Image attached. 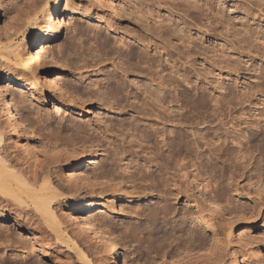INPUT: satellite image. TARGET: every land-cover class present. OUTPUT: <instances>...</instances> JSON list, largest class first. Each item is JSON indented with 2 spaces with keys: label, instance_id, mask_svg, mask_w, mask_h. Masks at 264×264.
<instances>
[{
  "label": "rangeland",
  "instance_id": "obj_1",
  "mask_svg": "<svg viewBox=\"0 0 264 264\" xmlns=\"http://www.w3.org/2000/svg\"><path fill=\"white\" fill-rule=\"evenodd\" d=\"M1 1L0 32L4 34L26 4L11 0L17 6L12 13L5 14L9 2ZM55 2L48 0L45 9ZM139 12L144 20L136 15ZM150 15L161 18V25L165 26L153 30ZM60 16L62 37L47 45L55 70L49 76L41 74L38 85L35 80L40 73L34 71L33 77L19 44L30 39L26 47L35 59L37 50L31 49L41 30L34 32L31 25L17 39H0V74L6 76L0 79V122L10 132L15 122L3 108L2 94L12 108L25 111L28 119L24 124L25 136L21 137L19 130L11 132L15 151L33 157L31 153L41 151V142L48 139H56L69 152L74 143L77 153L86 151L85 165L76 170L80 164L74 160L72 173L78 177L75 180L83 186L98 184L97 191L108 190L101 196L82 195L85 198L73 217L81 220L93 210L92 224L116 244L122 264H264V0H63ZM42 18L39 15L37 21L44 28ZM143 38L158 46L166 43V53L160 48L162 65L168 56L170 60L162 75L172 71L173 85L156 90L144 74L129 72L122 77L120 72L126 67L128 70V63L126 48L119 41L127 46L129 42L136 53L146 51L137 43ZM187 53L194 54L190 62L185 58ZM45 68L49 65L44 64ZM9 75L16 78L15 82L28 80L35 88L42 89L39 86L50 81L64 90L52 85L44 87L46 102H31L7 78ZM144 85L159 92L166 115L168 108L176 105V133L186 136L185 141L198 142L193 152L179 154L180 164L186 167L184 171L200 175L203 184L209 185L206 202L200 183L189 198L183 196L172 202L176 210L158 222L141 218L159 200L157 193L149 198L144 196V187L156 171L157 162L148 161L147 149L137 156H128L125 148L131 139L127 134L129 128L138 126L147 132L162 126L155 117L137 118L136 109L126 104L136 103L134 91L137 89L138 93ZM108 86L115 89L117 98L100 92ZM122 106L127 108L118 113ZM165 125L168 135L173 125ZM225 134L229 142L220 146ZM79 141L84 144H78ZM142 145L146 142L142 141ZM133 149L138 150L137 146ZM128 162L136 169L130 170L133 177H137V171L149 175L144 182H128L125 178L122 187L115 188L97 181V173L103 167L128 177L123 171ZM68 176L67 170L64 178ZM63 205L66 211L67 206ZM73 205L77 204H70ZM195 207L204 209L205 224L195 223ZM183 209L188 216L183 215ZM60 220L61 231L57 235L40 225L49 236L52 255L48 257L36 251L31 236L32 231L40 236L39 221L26 232L0 233V264H115L104 242L85 237L79 227L80 235L73 236L69 224L62 217ZM11 224L12 221L8 225ZM219 254L223 255L220 263Z\"/></svg>",
  "mask_w": 264,
  "mask_h": 264
},
{
  "label": "bare ground",
  "instance_id": "obj_2",
  "mask_svg": "<svg viewBox=\"0 0 264 264\" xmlns=\"http://www.w3.org/2000/svg\"><path fill=\"white\" fill-rule=\"evenodd\" d=\"M20 1L21 0H19V2ZM0 2L2 1L0 0ZM8 2H9L8 12L6 11L5 14L12 13L14 8L17 6L11 0H8ZM22 2L26 4L25 5L26 8L22 10L19 16L17 15L18 17H16L13 20V22L11 23V25L4 34L0 32V39L2 40V38H5L9 40L10 38L12 39L13 37L14 39H17L19 36L24 35L26 28L31 25L34 26L35 29L34 32H36L37 30H41V32L37 34L36 39H34L35 36L31 37L34 39L33 40L34 46L31 50H37L36 51L37 55L35 56V59L32 56L30 57V52L26 47L30 39H26L22 44H19V47H21L22 49L21 53L25 57H27L25 61L29 65L28 68H31V74H33V77L35 74L34 71L40 73L39 75L37 74L38 79L35 80L36 85H38L39 84L38 80L42 78L41 74L44 73L46 76L47 74L49 76L55 70L51 61L52 58L50 56V51H49L50 45L49 46L47 45L55 41H58L62 37V23H61L60 13L63 8V0H56V2L52 5H49L47 9H45V7L48 3V0H22ZM135 14L136 13H134V15ZM39 15H42L43 17L42 19L44 21H41V23H45L46 25V27H44L45 29L42 28L43 26L41 27L40 23H38L37 21L39 19ZM136 15H139L138 17L141 19L145 17L144 15H142V13L140 14V12L137 13ZM151 15L150 17L153 18L152 25L154 24L153 30H161L165 26V25L163 26V23L161 25L162 19L159 16L161 21L158 20V18H156L157 19L156 20L155 17ZM143 20H142V24L144 23ZM147 25L149 24H146V26ZM151 27L152 26H150V30H152ZM147 28H149V26ZM165 28L163 29L164 31ZM19 29L23 31H18ZM167 38H169V36ZM168 40H167V44L169 42ZM137 43L139 46L145 48L146 51L143 52L139 51L133 53L134 49H132L131 44L129 42L127 46L126 42L122 40L119 41V44H121L122 47L126 48L127 54L125 56L126 57L125 62L128 63V70H126L127 69L126 67L124 71L120 72L122 74V77L123 78L126 77L127 73L129 72L132 73L137 72L140 75L144 74L146 77H148L149 81L153 83L152 85L155 86L156 90H158V88L161 89L166 84L168 86L173 85L175 83V80H173L171 76L173 73L172 71L171 73L162 75V72H164L165 70V64L169 63L170 60L169 56L167 59L165 60L163 59L165 63L162 65V56H161L160 48L162 49L163 53L164 51L166 53L165 50L166 43L164 45L158 46L156 42H153L152 40L146 41L145 38L137 40ZM150 51H153L154 54L151 55ZM193 55L194 54L191 55L190 53H187L186 56L184 55L185 58L188 59L187 62H190L191 60L190 57ZM22 61H24V59H22ZM44 64L49 65V68L47 70L46 68L44 70ZM4 77L6 78V76ZM4 77H2V75L0 74V79ZM7 78L11 82L16 83L17 87L22 91V93L24 92L28 95L31 102H37V103L46 102L45 100L46 98L44 97V93H43L44 87L49 88L50 85H52V86H56L60 91L64 90V88L61 87V85H57L56 83L50 81L48 83H43L42 85H40L39 87L42 89H39V88H35L34 85L30 83L28 80H24V81L17 80V82H15L16 78L13 77L12 75H9ZM132 84L137 86L134 83ZM129 87H131V85H129ZM62 88L63 90H61ZM147 88L148 87L145 85L143 88H138L139 91L138 93L135 92L137 91V89H135L134 91L135 94L134 93L131 94H134L133 99L137 100L136 103L135 102L130 103L129 101V103L126 104H128L127 105L128 108L131 107L136 109L137 118L147 119L149 117H155L157 120H159L158 122H162L161 124L162 126L159 129L152 128L147 132L144 129L139 130L138 126L136 128L134 127L129 128L130 132L132 131V133L128 131L127 134L128 137H130L131 139L128 140L127 142L128 145L125 148H128L127 151L128 156L129 155L137 156L139 153H144V149L149 150L148 152H146V154L150 155L148 161L157 162L156 171L154 172V174L150 176L140 171L139 172L137 171L134 172L137 175V177L136 176L133 177L134 176L133 172H131L130 170L131 169L136 170V169L134 168V166H132L131 162H128L125 168H123V171L125 173H128V177H124L123 175H115L114 174L116 173V171H114L115 169L113 170V168L107 169L103 167L97 173V181H101V184L102 183L113 184L114 187L116 188V187H122V184L124 182L123 180L125 178L128 180V182H133V183L139 180V184H140L146 180L147 176H149L150 177L149 184L144 187V190H147V192L144 193V196L149 198L150 196H153L155 193H157L159 200L156 202V206H154L151 209H148V213H146L144 216L141 215L142 212H138V214L141 213L140 214V216H142L141 218L144 217V219L146 220L153 219V222L154 221L158 222L159 219H163L169 214L172 215L173 213L171 212L176 210L175 205H171L172 202L175 203L179 201L180 198L183 196L189 198L190 196L189 193L190 192L192 193V191L198 187V184L200 183L203 184L204 179L200 175L192 176L190 174L191 171L190 172L184 171L186 167L180 164L178 158L180 156L179 154L183 151L187 153L193 152L194 148L198 147V142L196 140H192L191 142L185 141L184 139L187 138L186 136L176 133L177 128L175 127V125H177L176 120L178 115L176 105H172L170 108H168L169 109L168 111L170 112L169 114L166 115L163 107L164 102H162L164 100H162L163 98L162 99L160 98L161 96L159 95V92H157L153 87L152 89L150 86H149L150 89ZM105 90L106 91H100V92L105 93L106 95L111 96L113 98H117V93L114 92L115 89H112L111 86L110 87L108 86ZM106 98L108 97L106 96ZM128 98L130 99V94H128ZM1 103L3 105V108L13 118L12 120H15V122H13V127L10 126L12 130L14 131L19 130L18 133L20 132V136L21 137L25 136L26 125L24 126V124L28 122L27 114L25 113V111L23 112L21 110H16L15 108H12V105L10 104L9 100L6 98L5 94H2ZM53 103H54L53 107H56L55 101H53ZM127 106H122L121 108L119 107L118 113H122V111L126 109ZM108 108L113 110L112 105H109ZM18 121L19 123H16ZM165 123L170 124L171 126L173 125V129L168 133V135H165L166 133L164 129V127L166 126ZM5 127L6 126L2 125L0 122V233L2 234L4 231H7L13 234L14 231H18V230L19 232L21 231L26 232L30 230L31 225L35 224L36 221H39L38 222L39 226L37 225V227H39V230L37 232L41 237L40 236L38 237V235L33 231L31 236L36 243V247H35L36 251L40 253L42 257H48L52 254L49 251L50 247L48 243L49 241L47 239V237L49 236L47 234L46 228L54 232L56 235L60 233L61 231L60 225H62L60 223L61 222L60 218L62 217V219L69 224L68 226L70 227V231L73 236H76V234L80 235V232L78 231V229L80 228L81 232L84 234L85 237L94 238L98 242H104L106 249L108 250L109 253L112 254L115 260V264H122V260L117 252L116 244L111 239L106 237V235L102 230L94 227V225L92 224V221L90 219H92V217L94 216L93 210H90L87 213L88 215L81 220H78L77 218L73 217L74 211H76L80 205L79 202L81 200H84L86 196H90V197L101 196L103 193H105V191L108 190V188H102L100 191H97L96 187L98 184L92 183V184H87V186H83V183L82 185H79L75 180L78 177H75L74 174L72 173L74 167L73 165L74 160L77 159L80 164V166L77 167L76 170L79 169L82 165H85L83 161L86 157V151L80 150L77 153L74 149L76 143H74L75 145L72 144L73 147L71 149V152H69L67 146L65 147L61 145L62 143H59L58 141H56V139L54 141H50L48 139L46 141L44 140L45 142L40 141L42 143L41 151H36V152L32 151L33 153L30 152L31 154H33V157L32 155L25 154L23 152H22L23 154L21 153L22 155H19L20 153L18 154V152L15 151L16 146L14 145L15 143L13 142L14 134L12 133L14 132H12L11 130L12 132L11 133ZM79 128H77L78 131L80 130ZM262 133L264 135V131ZM130 135H132V137ZM164 136L165 138H163ZM222 138L223 140L221 141L220 146L224 145V143L229 142L228 134L223 135ZM142 141L146 142L145 146L142 145ZM80 143L83 142L79 141L78 144ZM204 145H206V143H204ZM133 146H137L138 150L137 151L134 150ZM22 148L26 150V145L22 146ZM164 148L168 150L166 153L164 152ZM114 164L116 163L114 162ZM118 168L119 167L117 166V169ZM67 170L69 172V176L67 178L66 177L64 178V173ZM132 178L133 180H131ZM64 182L67 184H64ZM201 186H203V188L205 189L202 190L203 193H201V195L203 200L206 202L207 200L206 196L209 194V190H208L209 185L207 183H204ZM113 189L112 191L114 192L116 189L114 190ZM84 194L85 197L82 196ZM168 201L171 203L167 204ZM71 203H75L77 205L70 206ZM63 204L67 206L66 211H63V206H64ZM192 210L194 211V209ZM203 210L204 209H196V211L193 212L196 218L195 223H202V224L206 223L203 219ZM183 213L184 216L185 213L186 216H188L187 210H184ZM186 219L188 218L186 217ZM11 221L13 222V224L8 225L11 223ZM40 225L45 226L46 228L45 227L40 228ZM77 231L78 233H75ZM222 260H223V255L219 254L218 255L219 263L223 262Z\"/></svg>",
  "mask_w": 264,
  "mask_h": 264
}]
</instances>
